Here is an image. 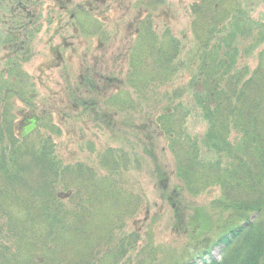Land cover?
Listing matches in <instances>:
<instances>
[{
	"label": "trees",
	"instance_id": "trees-1",
	"mask_svg": "<svg viewBox=\"0 0 264 264\" xmlns=\"http://www.w3.org/2000/svg\"><path fill=\"white\" fill-rule=\"evenodd\" d=\"M156 1L140 0L126 80L106 79L100 88L97 74L87 71L69 92L71 107L148 117L165 136L186 191L197 197L220 189L216 222L201 210L189 218L195 253L181 264H264V27L246 12L247 0H191L193 47L182 58L171 31L159 36L154 29L152 13L162 4ZM56 3L64 9L66 0ZM43 7V0H0V51H7L0 70V264H132L151 257V241L139 247L137 230L127 232L143 207L124 176L129 154L105 148L98 155L105 176L83 163L64 164L56 144L62 129L37 106V87L23 65L34 56ZM74 9L71 21L84 36L100 34L96 22L87 26L86 7ZM243 40L250 46L242 49ZM256 53L253 71L240 65ZM183 74L187 86L171 88ZM193 112L207 125L202 139L188 132ZM83 145L96 153L92 143Z\"/></svg>",
	"mask_w": 264,
	"mask_h": 264
},
{
	"label": "rangeland",
	"instance_id": "rangeland-1",
	"mask_svg": "<svg viewBox=\"0 0 264 264\" xmlns=\"http://www.w3.org/2000/svg\"><path fill=\"white\" fill-rule=\"evenodd\" d=\"M158 2L160 0L156 1V5ZM263 2L247 0L244 4L259 29L264 27ZM43 3V27L32 43L34 56L23 65V69L37 87L38 108L51 113L54 123L62 129V136L56 139L61 160L66 165L83 163L98 175L105 176V171L99 166L98 155L107 147L125 150L132 166L124 176H127L129 188L143 197V207L128 222L127 232L137 230L141 236L139 247L151 241V257L154 259L146 256L137 260L139 263L149 261V264H181L188 259L187 252L190 251L188 255L195 253L192 252L190 230L186 227L189 218L196 210H201L216 222L219 211L213 205L221 199L220 189L212 188L197 197L190 195L176 175L165 136L155 127L148 126V117L107 111L100 107H92L91 111L75 110L71 107L69 96L87 71L98 75L100 88L106 79L120 83L126 80L140 0H66L64 9L56 0H43ZM192 4L191 0H162L152 13L157 34L162 36L169 29L181 42L182 58L193 47ZM77 6L90 11L91 20L87 21V26H92V21L96 22L101 26L100 34L84 36L79 31L71 21L72 10ZM31 31L33 28L29 29ZM239 45L245 49L250 46V41L243 40ZM6 54L7 51H0V70L6 62ZM256 57L257 53L250 59H240V65L247 64L253 71L257 65ZM187 83L188 78L183 74L170 87L184 88ZM185 101L192 105L189 97ZM16 108L24 109L21 105ZM187 128L192 136L202 139L207 125L193 112ZM230 139L236 143L239 137L232 133ZM88 142L94 145L95 154L83 149V144ZM214 257H221L219 250ZM138 261L134 259L131 263L138 264Z\"/></svg>",
	"mask_w": 264,
	"mask_h": 264
}]
</instances>
